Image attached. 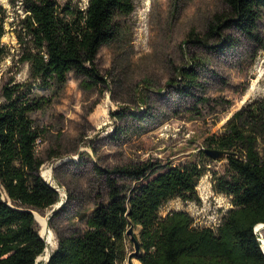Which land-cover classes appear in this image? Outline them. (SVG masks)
Returning <instances> with one entry per match:
<instances>
[{
  "label": "trees",
  "instance_id": "trees-1",
  "mask_svg": "<svg viewBox=\"0 0 264 264\" xmlns=\"http://www.w3.org/2000/svg\"><path fill=\"white\" fill-rule=\"evenodd\" d=\"M223 4L225 10L214 15L206 31L201 36L191 32L184 43L223 52L238 43L225 33L232 30L261 44L264 0H223ZM133 10V0H88L85 8L65 7L62 12L54 0H30L26 27L35 49L27 58L31 73L41 79L42 86L58 90L70 72L81 76L88 87L105 84L96 64L98 52L123 36L119 19ZM3 34L0 5V61ZM202 67L199 58L190 59L167 85L178 98L197 97L205 102L207 98L197 94L205 91L199 77ZM20 87L17 83L5 86V103L0 105V264H36L46 243L30 210L50 208L60 198L58 190L40 175L44 159L35 145L45 131L31 118L51 99L20 94ZM117 116L137 121L150 114L123 109ZM222 128L207 135L199 150L201 156L206 149L226 153L230 177L215 187L232 197L233 207L215 229L194 226L186 211L159 214L163 203L173 197L195 198L203 165L174 166L151 160L117 165L98 170L104 197L84 217L83 229L57 234V246L45 264H118L126 256L130 226L140 227L139 235L135 234L139 243L135 257L141 264H264L259 235L254 232L255 226L264 224V99L243 104Z\"/></svg>",
  "mask_w": 264,
  "mask_h": 264
},
{
  "label": "rangeland",
  "instance_id": "rangeland-1",
  "mask_svg": "<svg viewBox=\"0 0 264 264\" xmlns=\"http://www.w3.org/2000/svg\"><path fill=\"white\" fill-rule=\"evenodd\" d=\"M54 1L61 12L65 7L85 8L88 3ZM29 2L0 0L4 10L0 105L5 103L4 87L16 83L21 85L20 94L36 93L51 99L49 105L31 113L35 125L45 131L36 148L44 159L40 175L60 196L50 208L33 209L46 218L54 234L51 252L57 246V234L83 229L84 217L104 197L98 170L145 160L174 166L187 162L203 165L195 198L173 197L163 203L159 214L186 211L194 226L215 229L233 207L232 197L217 192L215 184L230 175L225 159L201 156L199 150L204 138L222 131L225 121L243 104L264 99V22L259 26L261 44L226 30L238 43L217 52L184 40L191 32L201 36L206 31L214 15L225 10L223 0H133L134 10L119 19L123 36L102 46L97 55L99 75L107 82L88 87L81 76L70 72L58 90L42 86L41 79L31 73L27 58L35 49L26 27ZM194 57L203 65L199 77L205 91L197 94L207 98L205 102L197 97L178 98L167 85ZM253 84L254 91L249 94ZM123 109L133 113L148 110L150 116L137 121L120 119L117 115ZM117 127L122 131L117 132ZM47 168L52 172L49 178L42 174ZM35 221L42 236V227ZM139 231V226L134 228L137 236ZM132 251L128 239L126 256L118 264H129ZM45 263V257L36 259V264ZM131 264L141 263L133 257Z\"/></svg>",
  "mask_w": 264,
  "mask_h": 264
},
{
  "label": "bare ground",
  "instance_id": "bare-ground-1",
  "mask_svg": "<svg viewBox=\"0 0 264 264\" xmlns=\"http://www.w3.org/2000/svg\"><path fill=\"white\" fill-rule=\"evenodd\" d=\"M254 91V84L252 85L249 94L252 93ZM43 171V170H42ZM51 169L47 168L46 170L44 169V171L42 172L43 176H45L46 178H49L51 176ZM63 189V188H62ZM34 213V217L35 220H37V222L40 223L42 230H41V234L43 236V238H45L46 240V247L44 249V252L42 254H40L37 259H40L42 257H45V259L47 260L48 256L51 253L52 247L51 244H54V234L53 232L47 227L46 225V218L41 216L38 212L33 211ZM263 225H257L256 227V233L259 235V241L261 244V248L264 251V227H261Z\"/></svg>",
  "mask_w": 264,
  "mask_h": 264
},
{
  "label": "water",
  "instance_id": "water-1",
  "mask_svg": "<svg viewBox=\"0 0 264 264\" xmlns=\"http://www.w3.org/2000/svg\"><path fill=\"white\" fill-rule=\"evenodd\" d=\"M205 153L210 156L211 158L215 159V160H223L226 156V153L224 151H220V150H216V149H206ZM50 184V183H49ZM51 185V184H50ZM54 187V186H53ZM55 188V187H54ZM30 212L33 213V211L30 210ZM34 215V214H33ZM259 225H263L261 227H264V224H259ZM256 227L254 228V232L256 233ZM126 235L130 236V240L133 243V247H134V251L130 252L128 254V263L131 264L132 258L135 257L138 254V250H139V243L138 240L136 238V235L134 233V229L133 226H130L128 228V230L126 231ZM42 237V236H41ZM260 238H258L259 240ZM261 247V245H260ZM262 249V248H261ZM263 251V250H262ZM264 253V251H263ZM50 255L48 256L46 262L48 261Z\"/></svg>",
  "mask_w": 264,
  "mask_h": 264
},
{
  "label": "built area",
  "instance_id": "built-area-1",
  "mask_svg": "<svg viewBox=\"0 0 264 264\" xmlns=\"http://www.w3.org/2000/svg\"><path fill=\"white\" fill-rule=\"evenodd\" d=\"M39 141H40V139H37V140H36V145H35V150H36V152H37V149H36V148H37V146H38Z\"/></svg>",
  "mask_w": 264,
  "mask_h": 264
}]
</instances>
